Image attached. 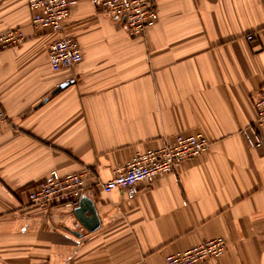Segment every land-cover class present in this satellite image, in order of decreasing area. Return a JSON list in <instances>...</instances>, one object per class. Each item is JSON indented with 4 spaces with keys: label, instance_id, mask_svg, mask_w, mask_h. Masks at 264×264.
<instances>
[{
    "label": "crops",
    "instance_id": "1",
    "mask_svg": "<svg viewBox=\"0 0 264 264\" xmlns=\"http://www.w3.org/2000/svg\"><path fill=\"white\" fill-rule=\"evenodd\" d=\"M155 7L133 37L90 0H75L60 33L33 28L26 0H0V32L24 38L0 49V264H165L214 238L224 253L201 264H264V147L241 134L264 84V0ZM61 36L82 59L54 71L48 46ZM197 133L208 150L176 174L102 191L137 152ZM82 169L92 229L64 205L29 203L51 171Z\"/></svg>",
    "mask_w": 264,
    "mask_h": 264
},
{
    "label": "built area",
    "instance_id": "2",
    "mask_svg": "<svg viewBox=\"0 0 264 264\" xmlns=\"http://www.w3.org/2000/svg\"><path fill=\"white\" fill-rule=\"evenodd\" d=\"M102 13L119 20L130 36L136 37L157 21L155 0H90ZM31 13V26L60 33L64 20L75 0H26ZM23 35L19 29L0 32V49L20 45ZM253 35L246 36L252 42ZM82 59L75 39L61 36L49 43L48 61L52 70L71 68ZM255 118L253 123L242 129L241 134L248 146L264 147V84L259 88L253 103ZM6 120L0 110V123ZM209 141L200 133L176 135L170 142H163L153 149L137 152L123 166L113 171L107 182L100 184L104 193L118 189L133 194L138 183L153 182L159 175L176 174L179 166L208 150ZM90 176L87 169L75 173L59 174L51 171L42 182L32 187L27 194L31 205L39 208L64 205L75 210L84 196L86 180ZM226 242L214 238L193 245L187 250L164 256L165 264H201L219 258L225 250Z\"/></svg>",
    "mask_w": 264,
    "mask_h": 264
},
{
    "label": "water",
    "instance_id": "3",
    "mask_svg": "<svg viewBox=\"0 0 264 264\" xmlns=\"http://www.w3.org/2000/svg\"><path fill=\"white\" fill-rule=\"evenodd\" d=\"M86 212L90 213V217L88 218L85 217ZM73 214L76 220L78 221V223L86 227L88 230L92 229L91 226L96 220V214L92 204H90L88 199L82 197L78 207L75 210H73Z\"/></svg>",
    "mask_w": 264,
    "mask_h": 264
}]
</instances>
